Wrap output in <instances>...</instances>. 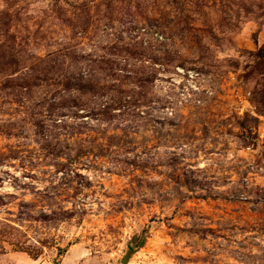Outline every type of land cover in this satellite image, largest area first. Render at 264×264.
<instances>
[{
    "label": "rangeland",
    "instance_id": "rangeland-1",
    "mask_svg": "<svg viewBox=\"0 0 264 264\" xmlns=\"http://www.w3.org/2000/svg\"><path fill=\"white\" fill-rule=\"evenodd\" d=\"M124 260L264 264V0H0V264Z\"/></svg>",
    "mask_w": 264,
    "mask_h": 264
},
{
    "label": "built area",
    "instance_id": "built-area-1",
    "mask_svg": "<svg viewBox=\"0 0 264 264\" xmlns=\"http://www.w3.org/2000/svg\"><path fill=\"white\" fill-rule=\"evenodd\" d=\"M180 73H182L183 76H184V75H188V77H192V76H191L192 73H190L189 71H186V72L183 71V72H180Z\"/></svg>",
    "mask_w": 264,
    "mask_h": 264
},
{
    "label": "trees",
    "instance_id": "trees-1",
    "mask_svg": "<svg viewBox=\"0 0 264 264\" xmlns=\"http://www.w3.org/2000/svg\"><path fill=\"white\" fill-rule=\"evenodd\" d=\"M142 240V239H141ZM141 240L139 239V240H137L138 242H137V244L139 245L140 244V242H141Z\"/></svg>",
    "mask_w": 264,
    "mask_h": 264
},
{
    "label": "water",
    "instance_id": "water-1",
    "mask_svg": "<svg viewBox=\"0 0 264 264\" xmlns=\"http://www.w3.org/2000/svg\"><path fill=\"white\" fill-rule=\"evenodd\" d=\"M123 264H127L125 260H124Z\"/></svg>",
    "mask_w": 264,
    "mask_h": 264
}]
</instances>
